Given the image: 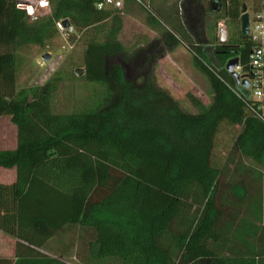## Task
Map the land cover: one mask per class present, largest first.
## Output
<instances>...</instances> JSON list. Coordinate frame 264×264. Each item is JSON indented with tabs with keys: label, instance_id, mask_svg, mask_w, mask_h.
<instances>
[{
	"label": "trees",
	"instance_id": "1",
	"mask_svg": "<svg viewBox=\"0 0 264 264\" xmlns=\"http://www.w3.org/2000/svg\"><path fill=\"white\" fill-rule=\"evenodd\" d=\"M99 1L49 0L51 14L32 19L19 0H0V118L10 116L18 129L17 147L0 150V168L17 171L15 183L0 184V230L18 239V257L22 242L33 257L71 224L94 232L93 258L120 264H264V227L251 233L252 221L236 211L260 197L245 181L253 173L235 168L223 186L214 158L228 124L240 128L234 147L242 158L264 164V115L227 70L235 57L248 69L246 0H186L187 27L177 14L164 17L181 0H125L123 10H99ZM205 9L212 20L193 32ZM124 14L143 15L168 44L189 49L212 103L188 93L195 111L187 112L151 79L138 85L126 77L115 62L127 53L119 38ZM61 20L84 39L82 78L94 85L84 108L71 112L54 110L60 73L45 85L17 88L19 53L56 37Z\"/></svg>",
	"mask_w": 264,
	"mask_h": 264
},
{
	"label": "rangeland",
	"instance_id": "2",
	"mask_svg": "<svg viewBox=\"0 0 264 264\" xmlns=\"http://www.w3.org/2000/svg\"><path fill=\"white\" fill-rule=\"evenodd\" d=\"M23 1L34 6V16L46 17L51 14L50 10L40 7L39 0ZM185 1L181 0L165 8L164 17L173 16L175 18L177 14L180 24L187 27L186 8L183 5ZM246 3L251 12L253 0H246ZM152 11V15L160 19L159 14ZM123 19V29L119 38L125 45L127 53L125 56L117 58L115 62L122 64L125 75L130 81L139 85L147 79H151L159 89L167 92L187 112L195 111L187 98L188 93L195 95L206 105L212 103L213 97L210 93L209 81L195 67L192 54L184 44H168L163 33L150 27L145 22L143 15L135 17L124 14ZM209 19L212 20V15L205 9L203 16L201 13L196 21L194 19L191 23L193 26V28L191 26V30L193 32L197 29L202 30ZM162 21L166 22L165 19ZM219 28L226 29L224 22H220ZM193 32L188 34L195 37ZM218 34L220 37V31ZM224 35L228 40L227 29ZM205 40L207 41V38ZM227 40L223 42H227ZM85 48L86 43L81 38V34L66 35L58 32L56 37L49 40L44 46L32 45L21 51L19 53L17 88L45 85L60 73L61 79L55 82L56 88L53 91L54 110L56 112H71L83 109L84 102L88 101L94 91V85L87 83L82 78ZM46 53L51 54L49 60L44 59ZM239 130L238 126L233 127L228 124L222 126L216 137L214 158L223 168L221 178L223 186L226 184L229 187L228 182H230L232 170L235 168H249L247 175H250V172L253 173L251 178L247 177L245 181L252 182L250 191L258 192L257 190H259L260 197L253 194L251 202L237 205L236 211L241 220H246L247 223L252 221L254 225L250 232L257 234L258 230L264 227V164L256 165L247 161L235 149L234 142ZM17 141L18 129L16 125L12 123L10 116H2L0 118V150L16 148ZM250 168H257V171L250 170ZM254 175L257 178L253 182ZM75 240L74 243L70 239L76 249L73 251L74 254L77 253L84 258L88 257L87 251L83 248L81 236ZM64 255L69 256V252H65ZM75 260L73 258L71 261L76 264H79L78 262L81 260L84 261L82 258H78V262ZM101 264H120V262L115 258H105Z\"/></svg>",
	"mask_w": 264,
	"mask_h": 264
},
{
	"label": "crops",
	"instance_id": "3",
	"mask_svg": "<svg viewBox=\"0 0 264 264\" xmlns=\"http://www.w3.org/2000/svg\"><path fill=\"white\" fill-rule=\"evenodd\" d=\"M15 149V148H14ZM17 180L16 168L7 169L0 168V184L11 185ZM81 236L83 248L88 253V257L84 258L74 254L75 238ZM70 239L73 241L71 242ZM95 240V234L92 230L83 228L79 225H66L63 229L59 230L52 238H50L41 248H38L39 253L33 257L25 256L29 251L26 243H21L19 246L21 257L17 256L18 239L10 236L0 230V264H5L4 260H12V264H34V260H38L37 264H76L73 261L75 258L84 259L78 262L79 264H101L103 259L93 258L90 252V246ZM69 252V256L64 255ZM78 252V251H76ZM79 256V257H78ZM72 260V261H71Z\"/></svg>",
	"mask_w": 264,
	"mask_h": 264
},
{
	"label": "built area",
	"instance_id": "4",
	"mask_svg": "<svg viewBox=\"0 0 264 264\" xmlns=\"http://www.w3.org/2000/svg\"><path fill=\"white\" fill-rule=\"evenodd\" d=\"M19 2L27 9L32 19L38 17L34 16L32 4H27L23 0H19ZM39 5L43 9L50 10L49 0H39ZM96 6L99 10H123L125 0H100ZM252 7L251 12L249 6L246 8L250 23L247 38L250 44L248 69L243 72L240 65L236 71L239 73L241 81L244 79L249 81V88H245L249 92L250 99L258 105V109L264 115V0H253ZM56 27L58 32L62 34L72 35L76 33L75 27L69 23L66 25L64 20L58 21Z\"/></svg>",
	"mask_w": 264,
	"mask_h": 264
},
{
	"label": "water",
	"instance_id": "5",
	"mask_svg": "<svg viewBox=\"0 0 264 264\" xmlns=\"http://www.w3.org/2000/svg\"><path fill=\"white\" fill-rule=\"evenodd\" d=\"M65 24H68V21L65 20ZM249 27H250V23H249V14L247 12V10L245 9V12L242 14L241 16V31H242V36L243 38L247 39L248 38V34H249ZM219 31L221 33L220 35V40L221 42L226 41L227 37L224 35L226 29L225 28H219ZM51 58V54L50 53H46L44 55V59L45 60H49ZM240 66V59L238 57L232 58L228 64H227V70L228 72H230L235 78L238 84L243 85L246 88H249L250 83L247 79L244 80H240V76L239 73L236 71V68H238Z\"/></svg>",
	"mask_w": 264,
	"mask_h": 264
}]
</instances>
